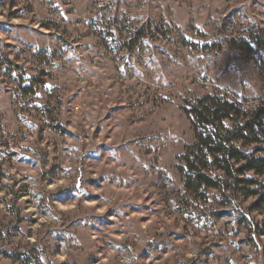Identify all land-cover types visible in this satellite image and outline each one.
<instances>
[{
    "label": "rangeland",
    "instance_id": "1",
    "mask_svg": "<svg viewBox=\"0 0 264 264\" xmlns=\"http://www.w3.org/2000/svg\"><path fill=\"white\" fill-rule=\"evenodd\" d=\"M209 96L264 107V0H0V264H264L248 189L184 185Z\"/></svg>",
    "mask_w": 264,
    "mask_h": 264
},
{
    "label": "trees",
    "instance_id": "2",
    "mask_svg": "<svg viewBox=\"0 0 264 264\" xmlns=\"http://www.w3.org/2000/svg\"><path fill=\"white\" fill-rule=\"evenodd\" d=\"M149 26L131 33L133 36L127 41L130 49L151 35ZM235 44L240 49L239 43ZM185 112L193 119L197 138L196 144L181 157L185 188L193 192L230 190L233 194L238 187L248 189L247 197H256L252 209L264 213V192L254 178L264 175V149H244L262 142L264 107L251 111L226 98L209 96Z\"/></svg>",
    "mask_w": 264,
    "mask_h": 264
}]
</instances>
